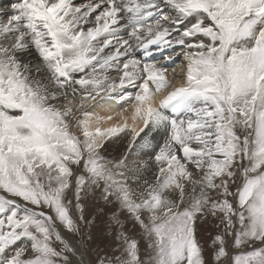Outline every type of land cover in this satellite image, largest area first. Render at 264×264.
<instances>
[{
  "label": "snow or ice",
  "instance_id": "1",
  "mask_svg": "<svg viewBox=\"0 0 264 264\" xmlns=\"http://www.w3.org/2000/svg\"><path fill=\"white\" fill-rule=\"evenodd\" d=\"M0 264H264V0L0 9Z\"/></svg>",
  "mask_w": 264,
  "mask_h": 264
},
{
  "label": "bare ground",
  "instance_id": "2",
  "mask_svg": "<svg viewBox=\"0 0 264 264\" xmlns=\"http://www.w3.org/2000/svg\"><path fill=\"white\" fill-rule=\"evenodd\" d=\"M11 2H12V0L3 1L2 3H0V9L9 10ZM157 58H159V54H157ZM181 59L182 58L177 57V62L175 65H173V67H176L177 72H180V69L182 67ZM170 74H171V69H170ZM120 110H121L120 104H112L104 110L97 109V113L100 115H107V114H114L116 112H119ZM118 119H119V117L114 116L113 122H115ZM129 141H130V137L127 135H123L122 139L114 140V142H112L111 144L108 145V147H109L108 150H110L111 151L110 153H112L110 155L113 157H118L121 154L126 153L127 149L129 148Z\"/></svg>",
  "mask_w": 264,
  "mask_h": 264
},
{
  "label": "rangeland",
  "instance_id": "3",
  "mask_svg": "<svg viewBox=\"0 0 264 264\" xmlns=\"http://www.w3.org/2000/svg\"><path fill=\"white\" fill-rule=\"evenodd\" d=\"M108 149H109V147H108ZM107 149V150H108ZM111 151L110 150H108V154H112V153H110ZM211 230V228H210V226H207V227H205V228H203L202 229V236L205 238V239H208L209 237H208V232Z\"/></svg>",
  "mask_w": 264,
  "mask_h": 264
}]
</instances>
